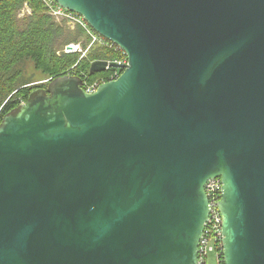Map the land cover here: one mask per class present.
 Segmentation results:
<instances>
[{"label": "water", "instance_id": "1", "mask_svg": "<svg viewBox=\"0 0 264 264\" xmlns=\"http://www.w3.org/2000/svg\"><path fill=\"white\" fill-rule=\"evenodd\" d=\"M55 1L127 63L2 117L0 264H198L213 177L224 264H264V0Z\"/></svg>", "mask_w": 264, "mask_h": 264}, {"label": "trees", "instance_id": "2", "mask_svg": "<svg viewBox=\"0 0 264 264\" xmlns=\"http://www.w3.org/2000/svg\"><path fill=\"white\" fill-rule=\"evenodd\" d=\"M26 3L30 6L28 12L19 16ZM67 27L46 12L41 0H0V121L36 90L45 89L48 81L68 72L81 77L83 88L108 80L114 69L90 73V64L113 60L117 55L99 44L91 45L83 56L79 51L65 52V45L81 37L85 47L88 43L84 29ZM27 64L48 81L32 84L26 80L23 71Z\"/></svg>", "mask_w": 264, "mask_h": 264}, {"label": "built area", "instance_id": "3", "mask_svg": "<svg viewBox=\"0 0 264 264\" xmlns=\"http://www.w3.org/2000/svg\"><path fill=\"white\" fill-rule=\"evenodd\" d=\"M46 12L55 20L62 21L68 25L70 29L75 27H81L84 29L88 37V43L85 47L83 42H70L71 48L64 46L65 52L79 51L84 54L91 45L99 44L109 51L113 52L117 57L113 60H107L108 62H115L117 64H126L127 57L125 51L117 44L109 41L103 36L96 33L86 22V20L78 13L68 10L58 4L55 0H41ZM114 69L109 75L108 80L115 79L119 76L122 68L109 67L108 69ZM71 74V73H67ZM48 81V79L46 80ZM45 81V82H46ZM107 81V80H106ZM104 82V81H103ZM100 83H89L84 88L86 91L92 92ZM23 103V102H22ZM222 182L219 177L209 178L205 185L204 190L208 199L209 213L205 221L203 231L201 233L198 242V264H206L207 255L210 252H215L217 257V264L221 263V255L223 260V234H222V216L218 209L217 203L221 194ZM224 262V260H223Z\"/></svg>", "mask_w": 264, "mask_h": 264}, {"label": "rangeland", "instance_id": "4", "mask_svg": "<svg viewBox=\"0 0 264 264\" xmlns=\"http://www.w3.org/2000/svg\"><path fill=\"white\" fill-rule=\"evenodd\" d=\"M27 12H28V9L26 7H23L21 11L19 12V16H22L23 14H26ZM67 29L69 28L67 27ZM69 30H72V29H69ZM77 42H83V45H84V37H81L80 40ZM84 54H82V56ZM23 76L26 80L30 81L32 84H35V83L39 84L47 80L43 74H41L39 71L34 70L32 64L25 65ZM216 260H217L216 253L210 252L207 255L206 264H217Z\"/></svg>", "mask_w": 264, "mask_h": 264}, {"label": "crops", "instance_id": "5", "mask_svg": "<svg viewBox=\"0 0 264 264\" xmlns=\"http://www.w3.org/2000/svg\"><path fill=\"white\" fill-rule=\"evenodd\" d=\"M26 7V6H25ZM27 8V7H26ZM28 9V8H27Z\"/></svg>", "mask_w": 264, "mask_h": 264}]
</instances>
